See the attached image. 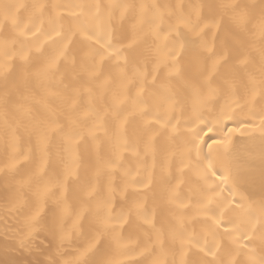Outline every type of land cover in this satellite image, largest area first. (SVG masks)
<instances>
[{
  "label": "snow or ice",
  "instance_id": "obj_1",
  "mask_svg": "<svg viewBox=\"0 0 264 264\" xmlns=\"http://www.w3.org/2000/svg\"><path fill=\"white\" fill-rule=\"evenodd\" d=\"M0 264H264V0H0Z\"/></svg>",
  "mask_w": 264,
  "mask_h": 264
}]
</instances>
